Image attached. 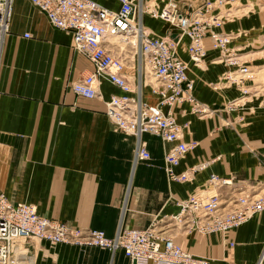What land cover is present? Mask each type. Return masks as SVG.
I'll return each instance as SVG.
<instances>
[{"label": "crops", "instance_id": "1", "mask_svg": "<svg viewBox=\"0 0 264 264\" xmlns=\"http://www.w3.org/2000/svg\"><path fill=\"white\" fill-rule=\"evenodd\" d=\"M98 1L119 7L118 0ZM201 2L196 0L194 5ZM22 3L24 8H19ZM241 5L246 6L233 10L249 9L248 3ZM149 18L145 15L144 22L154 32L179 35L180 30L165 20ZM230 22L233 20L221 26L229 30L246 25V21ZM26 32L29 36L24 35ZM242 37L236 35L229 46L241 64L250 65L244 56L263 51L243 48ZM188 42L184 36L179 46L180 55L187 60ZM205 43L202 65L190 62L188 73L195 78V95L217 112L199 117L188 101L174 107L180 123L190 121L184 139L198 141L176 170L220 156L202 162L209 166L199 169L191 181H169L161 165L170 143L145 132L143 136L158 164L150 167L139 162L134 170L136 138L118 130L106 113L105 100L112 93H124L123 89L103 78L101 96L76 94L73 82L93 71L95 65L74 49L71 32L51 25L46 14L29 0H13L0 55V191L13 201L34 203L40 214L103 229L113 236L122 217L125 226L146 227L156 216L177 213L180 206L174 200L203 186L212 172H235L247 180L264 177V163L243 147L246 143L264 156V98L257 97L264 90V82L252 77L253 81L226 83L224 73L235 66L217 61L220 49L213 47L208 37ZM134 64L130 59L126 69L135 72ZM144 95L151 104L157 103L150 87H145ZM239 96L252 100L244 107L221 109L225 101ZM231 121L233 124L228 123ZM179 240L193 255L208 259V264H264V210L236 228L210 234L192 230ZM26 248L30 256L22 257L18 264H132L122 249L112 253L98 246H50L35 238L28 239Z\"/></svg>", "mask_w": 264, "mask_h": 264}, {"label": "built area", "instance_id": "2", "mask_svg": "<svg viewBox=\"0 0 264 264\" xmlns=\"http://www.w3.org/2000/svg\"><path fill=\"white\" fill-rule=\"evenodd\" d=\"M13 0H0V55L12 12ZM44 12L51 25L73 34L74 49L86 55L95 69L73 82L78 95L101 96L103 78L122 88L124 93H112L106 103V113L114 126L136 138L133 168L139 162L152 160L145 132L170 143L165 150L164 167L169 181L193 179L201 169L202 162L177 171L176 166L194 148L198 141L184 139V126L180 123L174 107L188 101L191 111L204 117L213 108L194 93L195 78L190 77V62L200 65L206 56L205 38L213 47L220 49L217 61L235 66L224 73L226 83L240 84L244 75L253 72L229 46L239 33L220 31L226 20L233 17L228 3L237 0H183V8L177 1L162 7L149 5L148 0H118L119 7H109L98 0H29ZM148 11L161 18L180 33L159 35L144 22ZM29 36V33H24ZM184 36H188L189 59L179 53ZM113 38H118L113 40ZM126 41L125 48L120 46ZM135 62V72L126 69L129 60ZM149 65V74L146 71ZM148 75L157 82L148 80ZM251 77V75L249 76ZM217 88L218 84L211 83ZM158 95V102L151 104L144 95L145 87ZM242 96L229 99L226 109L240 106ZM233 124V121L228 122ZM252 151L253 147H249ZM207 167V166H206ZM236 184L235 176H213L205 189L177 199L180 206L175 215L177 224L185 228L195 227L201 232L226 231L244 223L257 212L264 210V189L259 194L224 197L218 189L223 185ZM128 192V191H127ZM156 221L146 227H129L119 222L116 233L108 236L103 229L82 227L48 217L37 212L34 203L13 201L0 191V264H18L22 257H29L26 240H45L48 245L70 243L80 246H98L112 253L122 249L134 264H208L209 260L193 255L174 239L171 226H158ZM172 224V223H171ZM170 225V224H169Z\"/></svg>", "mask_w": 264, "mask_h": 264}, {"label": "rangeland", "instance_id": "3", "mask_svg": "<svg viewBox=\"0 0 264 264\" xmlns=\"http://www.w3.org/2000/svg\"><path fill=\"white\" fill-rule=\"evenodd\" d=\"M172 1H177L179 3V5L182 6L183 8L188 7V5H185L183 3V0H148L149 5H152L154 7H162L165 4L170 3ZM241 3H248V6L247 7H249V9H242V10H240L238 12H235L234 11L235 13H234L233 17L230 18V19H228V20H231V19L233 20V22H230L231 24L237 23L239 21H242V22H245L246 21V25L244 26V28L242 29L241 27L240 28H234V27H232L233 29H229L228 30V29H226L224 27L227 24L226 23L227 20H226L222 25H224L225 23L226 24L224 26H220V29L219 30L220 31L227 32V33H239L238 36L239 35L243 36L241 38V41H242L241 43H242L243 48H249V51L250 50H262L263 51L262 53H259V54H249L247 56H244L245 57L244 59L250 64L249 65L250 66V69L252 71L254 70L252 72L254 74L251 75V77H249L250 75L247 76V77H245L244 80L246 82L253 81L254 79L252 77H254L255 80H257L258 82L259 81L260 82H264V0H239L238 3L233 4L232 9L235 6H236L235 8H240V7H245L246 6V5L238 6ZM18 7L19 8H24L23 3L20 4ZM145 15H148L150 17L149 18L150 21L153 20V21H157L158 22V20L155 19L156 17L155 18L151 17L152 15L148 11H146V13L144 14V16ZM160 21L161 20H159V22ZM161 23H163L164 26L168 25L164 21H161ZM149 30H150V32H153V30L151 28ZM156 34H158V33H156ZM115 39H118V38H114V40ZM243 42H245V43H243ZM120 43H122V40H121ZM245 52L246 51H244V53ZM200 65H202V64H200ZM200 65H198V66H200ZM189 69H190V66H189ZM146 71L149 74L150 69H149V66L148 65H146ZM149 79H151L152 81L155 80L153 77H151V76L148 75V80ZM260 84H262V83H260ZM147 88H149V87H147ZM258 88L261 89V87H258ZM254 89H257V88H254ZM257 97H262V100H263V98H264V90H262V93H260ZM250 100H252V99L251 98H246V99L242 100V102H240V106L239 107H244L247 104V102H249ZM227 102H228V100L224 102V105H223V107L221 109H226ZM205 103L207 105H209L207 102H205ZM262 103L264 104V100L262 101ZM209 106L212 107L211 105H209ZM250 110L252 111V108H250ZM216 112H217V109L214 108L210 115L204 116V117L214 116V115H216L215 114ZM196 115H198V114H196ZM199 117H201V116H199ZM187 122H188V124L186 126H184V128H183L184 131H185L186 128L190 127V121H187ZM244 146L247 147L250 150V148L246 145V143H243V147ZM253 152L259 158V161L261 163H264V156L261 155L259 152H257L256 149ZM164 156H165V153H164ZM219 156L220 155H217L215 157L205 158L203 160L198 161L197 163H199L201 161H204V160H207V159L208 160L209 159H213V160L219 159ZM145 163L148 164V165H150V167H153V166H155V164H158L157 163V159H154V158L152 160L145 161ZM161 166L165 170L164 164L161 165ZM208 166L209 165H207V167ZM204 168H206V167H204ZM201 169H203V168H201ZM230 175L231 176H235L236 184H234V185H223L222 187H220L218 189L219 194L220 193L225 194L224 197L228 196L231 193H233V195L234 196H237V197H240L242 195H246L247 193H249L250 195H253L252 193L259 194L264 189V177H262V178H254V179H251V180L250 179L247 180L246 178L239 177L235 172H231V173H229L227 175H221L219 173L212 172L210 174L209 178L207 179L206 183L203 186L195 189L194 191L190 192L189 194H192V193H195V192H199L201 190H204L205 189V185H207L209 183V181L211 180V178H213V176L225 177V176H230ZM193 179H194V177H193ZM193 179H191V180H193ZM191 180H186V181H191ZM183 182H185V181H183ZM126 198H127V193H126V195H125V197L123 199L122 206H121V210H122V207H123V205H124V203L126 201ZM177 199H179V198H177ZM177 199L176 200L172 199V200H174V203L175 204L177 203ZM177 213H164L163 215L156 216L151 221V223L154 222V221H156L158 223L157 224L158 226H166V227L171 226V228H175L174 229V234H173L174 239H175V241L177 243H179L181 245H182V243L179 240L180 236L181 235L183 236V234H186L189 231L194 230V231H197V232L203 233V234H210L211 233V232H201L198 229H196L195 227H193V228H185V226H182V225L177 224V222L175 220V215ZM213 232H218V231H213ZM220 232H222V231H220ZM27 241L28 240H26V244H27ZM182 246L184 247V249H186L187 251H189L187 249V247H185V245H182Z\"/></svg>", "mask_w": 264, "mask_h": 264}, {"label": "bare ground", "instance_id": "4", "mask_svg": "<svg viewBox=\"0 0 264 264\" xmlns=\"http://www.w3.org/2000/svg\"><path fill=\"white\" fill-rule=\"evenodd\" d=\"M237 2H238V0H237V1H234V2H231V3H228V4H227V7H229L230 9H232L233 4H235V3H237ZM232 14H234V13H232ZM113 40H114V38H113ZM121 40H122V43H119V44H120L121 48L124 49V48H125V45H126V41H125L124 39H121ZM146 65H148V64H146ZM148 66H149V65H148ZM149 69H150V68H149ZM251 73H252V72H250V73H248V74H245L244 77H247V76H249V75H252ZM152 82L156 83L157 81L154 80V81H152ZM216 84H217V83H216ZM147 87H149V86H147ZM147 87H146V88H147ZM150 89H151V88H150ZM157 97H158V95H157ZM157 102H158V98H157ZM202 164H205V165H201V166H202L201 168H204V167L207 166L208 163H202ZM134 170H135V168H134Z\"/></svg>", "mask_w": 264, "mask_h": 264}, {"label": "water", "instance_id": "5", "mask_svg": "<svg viewBox=\"0 0 264 264\" xmlns=\"http://www.w3.org/2000/svg\"><path fill=\"white\" fill-rule=\"evenodd\" d=\"M134 264H135V262H134Z\"/></svg>", "mask_w": 264, "mask_h": 264}]
</instances>
